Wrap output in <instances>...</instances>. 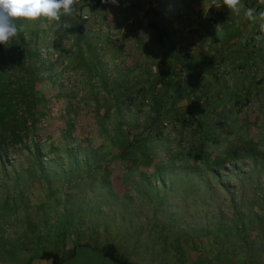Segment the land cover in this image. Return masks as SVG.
Returning a JSON list of instances; mask_svg holds the SVG:
<instances>
[{"label": "crops", "instance_id": "1", "mask_svg": "<svg viewBox=\"0 0 264 264\" xmlns=\"http://www.w3.org/2000/svg\"><path fill=\"white\" fill-rule=\"evenodd\" d=\"M96 2L102 5L95 10L90 7L91 12L84 13L85 6ZM242 4L245 8L264 10L258 0H242ZM209 5L210 0H116L115 4L106 0H80L76 9L80 6L79 13L92 17L89 27L117 28V40L107 34L109 47L116 50L117 58L123 54L121 48L128 44L134 46L129 55L133 70L117 71V94L123 98V104H145L148 99L164 95L169 103L170 95L179 92L177 106L194 110V127L199 139L207 135L209 126V137L215 134L220 140L218 134L225 133L228 140L253 143L256 154L262 156L264 33L260 32L258 22L244 17L243 10L240 15H233L226 7L209 8ZM77 14L75 10L72 15H62L58 23L67 30L76 29ZM214 16L215 23L212 22ZM62 39V35L58 36V43H62ZM87 58L88 55H79L80 61ZM171 81L176 84L174 88L169 86ZM126 91L133 97L129 101L125 99ZM186 93H191V98H186ZM251 163L253 167L264 165V162ZM100 201L89 203L90 208H82L81 216L75 214L81 219V227L76 231L72 229L77 217L74 209L70 216L53 217L55 224L45 229V225L38 223L27 225L26 217L36 219V216L21 211L22 202L19 203V212L0 216V264H54L42 257L47 251L58 253L61 264H115L103 253V248L109 244L115 245L119 255L132 264H264L263 240H258L250 251L253 256L245 255L244 245L241 260L218 262V250L211 246L209 250L204 248L208 259L203 260L198 238L201 233H187L192 238L190 244L180 238L184 234L178 228L182 214L175 213L177 219L171 215L169 197L162 198L160 203L157 201V205L162 206L161 213L168 216L167 224L157 233L162 240L160 247L155 245V233L151 234V229L135 231L134 226L130 229L122 224L138 218L135 210L107 209L110 203L100 204ZM25 203L24 200V207ZM61 205L66 207L64 199ZM165 205L168 208H163ZM93 211L97 214H91ZM123 212L127 219L121 217ZM254 215L259 219L264 216L260 212ZM58 220L65 221L61 229ZM171 223L177 228L171 230ZM171 235H176V240L171 242ZM185 245L198 256L193 259L186 256ZM52 246L55 249L45 248Z\"/></svg>", "mask_w": 264, "mask_h": 264}, {"label": "rangeland", "instance_id": "2", "mask_svg": "<svg viewBox=\"0 0 264 264\" xmlns=\"http://www.w3.org/2000/svg\"><path fill=\"white\" fill-rule=\"evenodd\" d=\"M79 7L76 9L78 11L76 17L79 23L76 29L67 30L56 21L52 22L53 25L50 29L55 40L48 45L59 55L58 60L54 62L45 61L46 65H44L48 70L51 69L52 78L56 81L54 90L59 96L55 100L54 119L51 120L52 123L50 124H56L51 128L53 131L51 141H54L58 148L62 146L64 134L67 133V141L71 144V148L76 149L81 144L83 149L109 156L102 157L101 160L105 161L104 163L95 164L89 161L79 169H67L66 166L71 164L70 158L67 157H61L62 161L58 160L52 164H48V161L53 157H48L47 160H44V167L34 168L31 167L32 161L27 151L13 155L12 159L15 162L7 165L11 167L5 169V165H0V216L12 211L19 212V203L22 202L23 204L25 200L26 206L21 204V211L27 215L36 216V219L27 216V225L38 223L45 225L44 228L48 229V225L51 228V225L55 224L52 219L56 215L70 216L74 213L75 217L81 216L82 208H90L92 205L89 203L97 202L94 198L97 197L101 200L100 204L110 203L106 206L107 209L112 207L116 210H135L136 217L139 214L137 219L121 223L130 229L134 228L135 231L137 228H145L147 231L151 229V234L155 233L153 236L155 245L160 247L162 240L157 237V233L162 229V225L167 224L168 216L161 213L162 206L157 205L156 192L146 186V180H153L154 178L151 176L152 166L170 164V153L174 152V155H180L177 158L178 170L176 174H181L179 177L181 178L185 166L193 162L192 156L194 154L205 152V161L213 162L219 154L226 152L230 143L237 141L228 140L225 133L218 134L220 140L215 138V134L209 137V126L206 128L207 135L205 132V137L199 139L194 124L187 128L172 124L174 112L171 113L166 109L169 108L170 104L165 101V95L155 101L152 98L148 99L145 104L142 102L137 105L133 103L123 104V98L117 94V71L119 69L133 70L134 63L129 59V55L134 50V46L132 44L126 45L122 56L117 58L116 50L109 47L111 44L107 40V34L117 40V28L105 30L97 26L89 27L92 24V17L79 13ZM90 12V7H84V13ZM82 16H88L89 19L83 21ZM80 26H83L87 32L86 41L84 39L78 40ZM61 35L63 41L58 43L57 37ZM89 43L90 47L88 46ZM42 44L47 45L46 41H43ZM79 55H88V58L80 61ZM75 57L76 59H74ZM126 94H128L127 91ZM149 95H147L148 98ZM161 103L163 104L162 107L160 106ZM190 112H194V110L180 108L181 115H188ZM54 121L57 122L53 123ZM117 122H122L123 130H117ZM129 128H131L130 137L129 135L126 136ZM162 128H164L165 137L159 138L158 134ZM141 135L143 137H140ZM117 137L122 139L121 145H127L121 150L126 148V154L132 152V156L137 157L126 165L129 167V173L123 174L121 164L116 160L118 154ZM133 137L134 140H138L130 144L129 140H132ZM30 146L32 145L30 144ZM181 153L183 154L181 155ZM79 154L80 157L85 156L86 160L85 153L79 152ZM225 168L227 171L221 172L223 183H233L239 187L244 184V190L249 192V195H251L252 182H258L261 187H264V167L262 166L255 168L249 160H238L228 162ZM142 170L145 171L144 174H147L145 179ZM204 175L206 178L211 176L209 172ZM217 180H214V185H216L215 199L203 200V197L208 196L205 193L206 189L204 187L199 189V184L194 183L195 180L191 187L188 186L191 182L183 181V189L188 191L187 194H184L188 196L187 199H179L175 192L173 195L169 194L172 203L169 205L171 215L175 216L177 212L182 214L179 216L180 227L178 228L180 232L200 233L199 230L208 225L212 217L218 216L217 212H220L218 209L223 208L226 218H232L231 199L227 196L224 188L218 186ZM152 186L160 185L154 181ZM63 199L66 201V207L61 205ZM71 204L73 205L71 206ZM211 204H215L216 211L214 207L209 206ZM163 208H168V205ZM254 212L262 213L259 205H255ZM91 214L96 215L97 211H93ZM120 214H123L121 215L122 218L127 219L124 212ZM175 218L177 219V216ZM61 224H65V221L58 220L59 229H61ZM131 225L134 227L131 228ZM170 225L171 230L177 228L172 223ZM69 227L68 229L71 228ZM79 227H81V219L77 216L72 229L75 230ZM176 238V235H171L170 241L172 242ZM180 238L184 239L181 235ZM198 238L201 239L200 242L207 250L211 246L219 250L208 239H204L202 236ZM188 247L186 246V256L191 257V259L197 257L198 253H193L192 249H188ZM45 248L55 249L54 246Z\"/></svg>", "mask_w": 264, "mask_h": 264}, {"label": "trees", "instance_id": "3", "mask_svg": "<svg viewBox=\"0 0 264 264\" xmlns=\"http://www.w3.org/2000/svg\"><path fill=\"white\" fill-rule=\"evenodd\" d=\"M101 5V2H96L89 7L95 10ZM43 21L41 19L35 23L24 24V30L13 37L7 45L0 44V165H5V169L11 167L7 165L15 162L12 156L22 151L29 153L32 161L31 167L34 168L44 167V160H47L48 157H53V159L48 161V164L56 163L58 160L62 161L61 157L70 158L71 164L66 166L67 169H79L89 161L95 164L104 163L105 161L101 159L103 156L108 157V154L100 155L101 153L99 152L83 149L81 144L76 149L71 148V144L67 141V133L64 134L62 146L57 148L54 141H51L53 139L51 128L56 124H50L52 123L51 120L54 119L55 100L59 96L54 90L56 81L52 78L51 69L45 68V61L41 59L40 50L44 46L42 44L43 37L46 36V31L41 27ZM17 23L19 25L21 22L17 21ZM85 36V28L80 26L79 38L85 39ZM121 49L124 51L125 47ZM174 85L176 84L171 81L169 86L174 88ZM156 89L157 87L154 85V91ZM127 93L124 95L126 101H129L133 97L130 95L131 92L128 91ZM178 93L169 94L171 98L169 97L170 102L168 104L171 106L169 105V108L166 109L171 113L174 112L172 124L187 128L195 123L194 112H190L187 116H181L180 107L177 106ZM185 96L186 98H191V93H186ZM156 99L155 96L154 101ZM160 106L162 107L163 104ZM56 122L54 121L53 123ZM130 129L126 136L129 135L130 137ZM163 129H160L159 138L165 137ZM117 130H123L122 122H117ZM61 131L63 132L62 129ZM140 137H143V135ZM131 139L129 140L130 144L138 140L136 138L134 140V137ZM121 140L117 137L118 154L116 160L121 164L124 174L126 172L129 173V167L126 165L130 164L132 159H137V157L132 156V152L126 154V148L121 150L127 146L121 145ZM254 146L253 143L249 142L230 143L226 152L219 154L213 162L205 161V152L196 153L192 156L193 162L185 166L181 178H179L181 174H176L178 170L177 158L180 155H174V152H172L173 154L170 153L169 157L171 163L153 165L151 176L154 178L153 180H146V186L156 192V201L160 203L162 198L165 199L169 197V194L173 195L175 193L179 196V199H187L188 196L184 194H187L186 192L188 191L183 189V181L191 182V184H187L191 187L194 180L196 181L194 183L199 184V189H202V187L206 189L205 193L208 196L203 197V200L215 199L216 185H214V180L218 179V186L223 187L227 196L231 199L232 218H226L223 208L218 209L220 211L217 212L218 216L212 217L211 222L205 225L200 232L202 238L208 239L213 246H217L219 249L217 254L218 262L241 260L242 246L244 245L245 255L253 256L250 251L254 249L258 240L264 241V216L261 219L256 215L252 216L255 213V205H259L260 211L264 215V187H261L258 182H252L250 187L251 195H249V192L244 190V184L239 187L233 183H223V180H221V172L227 171L225 167L230 161L249 160L254 161L255 164L264 162V155L256 154ZM45 150H47V153H45ZM79 152L85 153L84 155L87 156L86 160L85 156L80 157ZM58 153L61 154L59 155ZM75 155L77 157H74ZM200 163H203V165H200ZM261 166L264 167V165ZM207 172L211 174L210 178L204 177ZM142 173L143 178L146 177L145 171ZM251 180L253 179L251 178ZM154 181L158 182L160 186H152ZM94 198L99 200L97 197ZM209 206L214 207L215 211L217 210L215 204ZM188 235L184 233L182 237L190 244L192 238ZM201 249L203 253L201 255L202 259L207 260L208 253L204 249L202 242ZM103 253L111 258L115 264H132L129 260L119 255L118 249L113 244L105 246ZM42 257L52 260L54 264H61L59 254L56 252L47 251L43 253Z\"/></svg>", "mask_w": 264, "mask_h": 264}, {"label": "clouds", "instance_id": "4", "mask_svg": "<svg viewBox=\"0 0 264 264\" xmlns=\"http://www.w3.org/2000/svg\"><path fill=\"white\" fill-rule=\"evenodd\" d=\"M116 3V0H106ZM80 0H0V44L8 42L23 31L26 23H35L41 19L59 22L62 15H72ZM264 6V0H258ZM226 7L233 15H240L253 23H259V30L264 33V10L245 8L242 0H210L209 8ZM17 21L21 23L18 25Z\"/></svg>", "mask_w": 264, "mask_h": 264}, {"label": "built area", "instance_id": "5", "mask_svg": "<svg viewBox=\"0 0 264 264\" xmlns=\"http://www.w3.org/2000/svg\"><path fill=\"white\" fill-rule=\"evenodd\" d=\"M82 19H83V21H86L89 18H88V16H82ZM43 20L44 21L42 23V29L46 31V34H45L46 36L43 37V41L44 42L46 41L47 45L43 46L41 48V50H40L41 59L43 61H47V62H54V61L59 59V55H58V53L55 50H53L48 45V43L50 44V43L54 42V40H55V38L53 36V33L50 32V29H51V27L53 25V23H52L53 21H48L46 19H43ZM212 22L213 23L216 22V17L215 16L212 18Z\"/></svg>", "mask_w": 264, "mask_h": 264}]
</instances>
